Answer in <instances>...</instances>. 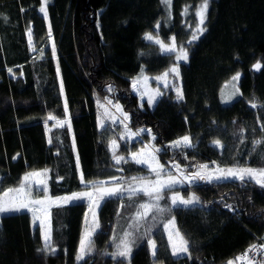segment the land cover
Masks as SVG:
<instances>
[{
	"label": "trees",
	"instance_id": "trees-1",
	"mask_svg": "<svg viewBox=\"0 0 264 264\" xmlns=\"http://www.w3.org/2000/svg\"><path fill=\"white\" fill-rule=\"evenodd\" d=\"M203 2L47 0L45 16L43 0H0V196L33 170H48L46 193L54 198L99 187L118 168L124 177L149 173L128 157L136 143L128 147L117 126H100L106 99L121 106L130 128L152 131L166 163L204 164V151L220 141L232 152L224 166L264 169V0H208L200 24ZM148 33L165 43L175 36L189 52L180 77L152 108L134 92L135 78L158 76L178 59ZM235 74L240 95L223 104L220 91ZM51 117L69 123L57 126ZM184 136L192 146L175 143ZM190 194L198 199L189 205L165 198L170 208L152 228L135 230L129 258L116 248L143 195L106 199L82 259L86 201L51 208L49 248L30 211L3 214L0 264H237L264 233V185L199 178ZM172 218L188 243L186 255L172 254L164 229Z\"/></svg>",
	"mask_w": 264,
	"mask_h": 264
},
{
	"label": "rangeland",
	"instance_id": "rangeland-1",
	"mask_svg": "<svg viewBox=\"0 0 264 264\" xmlns=\"http://www.w3.org/2000/svg\"><path fill=\"white\" fill-rule=\"evenodd\" d=\"M149 34L152 37V39L150 40H153L155 42L159 41L161 48H162V44L171 45L173 42V39H172L170 42L165 43L160 39V37L154 36L151 33H148L147 35ZM173 38L175 40V45H176L175 50H172V51H168L164 49L162 50L164 52H176L178 56L180 54L181 47L178 46L175 36ZM185 51L187 52V60L179 59L177 63L173 65V67L178 68L179 77H180V67H181L180 62L188 61L189 59V52L187 50ZM165 73H167V75H165ZM176 74L177 73L172 72L171 70L165 71L159 74L158 76H150L148 74H141L137 78H135L133 82L134 92L139 96L140 102L143 105H147L148 107L152 108L156 104L157 99L164 93V91L168 87H170L172 83L175 82ZM233 77H237V74H235ZM233 77H231L230 80L226 82V84L223 85L220 91V99L223 104L232 103L240 95L239 75H238V79H233ZM61 89H62V86H61ZM62 98L65 100L63 90H62ZM150 100L152 101L151 103L149 102ZM99 105L101 107L100 108V120H99L100 126L103 127L108 124H111L112 126H117L119 128V134H120L121 139L124 142L128 143V147L131 148V146L134 143H136L137 149L130 151L128 157L132 161L136 162L137 164H140L146 167L149 173L141 177H124L119 168L115 169L114 170L115 173L105 178L102 181L103 184L100 185L99 187L120 188L122 189V191H120L119 193L115 195L104 196L103 199H101V193L97 192L98 187H95V188L91 187L89 188V191H87V192L92 193L91 198L87 196H82L79 199L74 200V201H86L88 203V209H87V213L85 216V228H84V233L82 236V238H85L86 233L88 234L87 236L88 247L85 249L83 253V257L89 248L93 233L98 228L99 209L101 205L106 201L107 198L116 197V196L133 197L136 195H143L144 200L140 204L139 209L133 215V218L130 221V224L126 228L123 239L121 240V242H119L116 248L117 254L123 251L122 241L126 240L130 246V253L124 257L129 258L132 253V249H133L132 235L135 233V230H141L142 228L144 229L145 227L152 228L153 225H156V220L158 218L161 219L162 216H164L166 210L170 208L169 206L167 207V205L164 204L165 198L167 196H168V199H170L172 206L184 205L179 202H177L176 204H173V201H172L173 196L178 195L179 197H182L185 200L193 197L190 194V187H191V184H193L197 179H199V178L193 179V177H196L197 173H200V175L204 176L207 180H214V179L221 180V179H228V178H239V176L228 175L227 170L229 169H232L234 171H238L239 169H245V168L255 169L250 166H243L239 168H232L229 166L228 167L224 166L230 163L231 158H232V152L231 150L224 148L223 143H221L220 141L218 144L215 143L216 141L212 142L211 144H215V145L209 147L206 151H204L210 158V161L204 164H199L198 166L189 168V167L182 166L176 162H172L170 160L168 161V163H166L161 159V155H160L161 148L155 144V135L152 133L150 129L134 130L130 128L127 115L123 112L121 106L119 104H116L112 100L106 99L104 101H100ZM50 119H51V122L57 126H60V122H64L63 125L69 123V118H66L65 120H58V119H55L54 117H51ZM181 140L182 138L178 139L177 141H181ZM189 141L190 142L187 144L181 142L179 145L192 146L190 138H189ZM118 145H119L118 141H115V145H113V148L118 147ZM133 154H136L135 158ZM119 157H122V156H119ZM124 161H125V157H123V159L120 160L119 162H124ZM201 166H207V167L202 168ZM44 170H47V169L33 170V171L28 172L27 174L34 173V172H40L42 173V175L31 176L27 180H25V176L27 175L26 174L24 176V180L19 186L17 187L9 186L4 191V193L7 192L8 189H16L23 185L24 191L30 194L26 198V200L28 199L33 200V201L44 200L46 197L51 198L52 200H55L54 197H50L46 193L48 170L46 172H44ZM255 170H259V169H255ZM209 176L211 177V179H208ZM133 178H136V179H133ZM245 178H250L257 182L256 178H252L247 175H245ZM170 179L173 181H176V183H174L171 187L165 186L164 188H162L159 193L161 198L159 200L154 199L155 193L152 192V190L156 187H159V185L161 184L167 185V182ZM40 181H44V183H40ZM167 192L169 195H167ZM4 193L0 196V200L10 199L12 196H16L15 192L11 193L9 197H5ZM67 196H71V195H67ZM62 197H65V196H62ZM144 204L149 205L150 210L147 212V215H142L145 210L141 206ZM53 206L49 208V213ZM45 207H47V205H45ZM23 210L30 211L33 214L34 218L38 217L39 219H36L35 224L40 227V220H44L46 217V213L43 210V208L35 204H29V208L23 209ZM138 213H140L141 215L138 216ZM3 214H6V213H0V217ZM47 223L51 227L50 221H47ZM164 229H165L166 235L169 240L172 254L176 257L188 254L189 249L187 252H175L174 253L173 245H175L177 248L180 247V237H183L177 228V224L174 218H172L171 220L164 221ZM41 232H42V229H41ZM183 239L186 241L184 237ZM49 241L46 242L43 238L45 248H49L50 246ZM152 242L154 241L153 240L151 241L152 253H155V249H153ZM187 247H188V243H187ZM155 248H156V244H155ZM79 255H81V243L79 247L78 256Z\"/></svg>",
	"mask_w": 264,
	"mask_h": 264
},
{
	"label": "snow or ice",
	"instance_id": "snow-or-ice-1",
	"mask_svg": "<svg viewBox=\"0 0 264 264\" xmlns=\"http://www.w3.org/2000/svg\"><path fill=\"white\" fill-rule=\"evenodd\" d=\"M167 3H170V0H166ZM47 0H43V4L42 7L40 9L41 12H43L45 14V16L47 15ZM207 7H208V0H204L203 4L200 7V10L198 12V15L200 16V24H203L204 21V14L207 11ZM200 32H203L204 29L200 28L199 29ZM148 39H152L151 35H147ZM198 38L197 35H193L192 39L196 40ZM159 43V41H157ZM175 40L173 38V42L171 45H163L162 44V49L164 50H168V51H172L175 50ZM177 59H184L187 60V52L181 47L180 49V54L177 56ZM261 67V65L259 63H257L256 65H254V68L259 69ZM172 72L178 73V68L177 67H173L171 69ZM165 75H167V73H165ZM238 75L237 77H233V79H238ZM182 97V93L180 94ZM150 103L152 102L151 100L149 101ZM118 107V106H117ZM64 122H60V126H63ZM181 142L187 144L189 143V137L185 136L182 138L181 141H176L175 143L177 145H179ZM113 145H115V141L112 142ZM215 143H219V141H216ZM259 143V142H257ZM136 154H133L134 158H135ZM117 162H119L120 160L123 159V157H119L116 156L114 157ZM77 162H79V158L77 157ZM140 162V161H138ZM202 168H206L207 166H201ZM47 170H44V172H46ZM227 174L231 175V176H239V178L241 180H243L245 178V175L252 177V178H256L257 183H260L262 185H264V169H259V170H255V169H251V168H245V169H239L238 171H234L232 169L227 170ZM42 175V173L40 172H34V173H29L25 176V180H27L29 177L31 176H40ZM196 178H200V179H204V176H201L200 173L196 174V177H193V179ZM136 179V178H133ZM208 179H211V177L209 176ZM81 181L84 182L83 179V173H81ZM40 183H44V181H40ZM87 183H91V184H96L95 181H88ZM102 183V182H101ZM174 183H176V181L173 180H169L167 182V185L161 184L159 185V187H156L152 190V192L155 193L154 199L159 200L161 198V196L159 195L160 191L162 188H164L165 186L171 187ZM120 191H122V189L120 188H102V187H98L97 188V192L101 193V199H103L104 196H111V195H115L117 193H119ZM15 192L16 196H12L10 199H3L0 200V213H10V212H19L23 209H27L29 208V204H35L38 206H41V208H43V210L46 213V217L44 220H40V227L42 229V235L44 240L47 242L51 239V229H50V225L47 223V221H50V213H49V208L53 205L55 206H62L63 204H68L74 200L79 199L82 196H87L89 198L92 197V193L90 192H85V193H73L71 196H65V197H57L55 198V200H52L51 198L46 197L44 200H26V198L30 195L29 193H26L24 191V187L23 185L19 188L16 189H8L7 192L4 193L5 197H9L11 193ZM151 194V193H149ZM198 198H196L195 196L185 200L182 197L177 196H173L172 197V201L173 204H176L177 202L184 204V205H189L192 204L194 201H196ZM45 205H47V207H45ZM145 211L143 212L142 215H147V212L150 210L149 209V205L144 204L141 206ZM141 215L140 213H138V216ZM37 218H34L33 223L36 222ZM178 234V233H177ZM87 236L88 234L86 233L85 238H82L81 240V255H79L77 257V259H82L83 258V253L85 251V249L88 247L87 244ZM122 245H123V251L119 252L118 254L120 256H127L130 253V246L128 244V242L122 241ZM152 246L153 249H155V242H152ZM253 247H256L255 245ZM261 247H264V245H261ZM174 248V253L175 252H187L188 251V247H187V241H185L183 239V237H180V247H176L175 245H173ZM90 250V249H89ZM38 252L41 251L40 249L37 250ZM155 254V253H153ZM237 261H245L246 264H254L253 261L249 260L248 258V254L247 252H245L242 256H239L236 258ZM228 264H233L232 261H229Z\"/></svg>",
	"mask_w": 264,
	"mask_h": 264
},
{
	"label": "built area",
	"instance_id": "built-area-1",
	"mask_svg": "<svg viewBox=\"0 0 264 264\" xmlns=\"http://www.w3.org/2000/svg\"><path fill=\"white\" fill-rule=\"evenodd\" d=\"M254 245L256 247H253ZM261 245H264V233L260 237L256 238L253 243L247 246L239 256H242L245 252H247L249 260L253 261L254 264H264V247H261ZM236 263L246 264L243 260H236Z\"/></svg>",
	"mask_w": 264,
	"mask_h": 264
}]
</instances>
